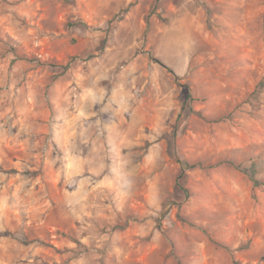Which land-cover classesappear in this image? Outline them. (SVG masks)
Segmentation results:
<instances>
[{
	"label": "rangeland",
	"instance_id": "obj_1",
	"mask_svg": "<svg viewBox=\"0 0 264 264\" xmlns=\"http://www.w3.org/2000/svg\"><path fill=\"white\" fill-rule=\"evenodd\" d=\"M0 232V264H264V0H0Z\"/></svg>",
	"mask_w": 264,
	"mask_h": 264
},
{
	"label": "trees",
	"instance_id": "obj_2",
	"mask_svg": "<svg viewBox=\"0 0 264 264\" xmlns=\"http://www.w3.org/2000/svg\"><path fill=\"white\" fill-rule=\"evenodd\" d=\"M191 100H192V96L189 94L187 96L186 101L184 102L183 111L186 109V105L188 104V101H191ZM175 128H176V126H175ZM174 135H175V133H174ZM5 235H6V233L0 232V236H5Z\"/></svg>",
	"mask_w": 264,
	"mask_h": 264
}]
</instances>
